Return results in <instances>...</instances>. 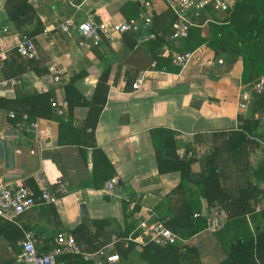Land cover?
I'll use <instances>...</instances> for the list:
<instances>
[{
    "label": "crops",
    "instance_id": "1",
    "mask_svg": "<svg viewBox=\"0 0 264 264\" xmlns=\"http://www.w3.org/2000/svg\"><path fill=\"white\" fill-rule=\"evenodd\" d=\"M25 1L40 24V30L30 36L39 57L33 59L34 67L30 69L26 60L15 51L18 37L33 29L35 19L21 25L14 24L8 16L13 13L14 1L0 0V28L6 27L5 32H0V79L16 78L15 85L0 87V104L24 93L49 92L51 99L64 104L62 114H65L64 86L69 80L85 104L72 109L69 126L59 128L54 119L36 117L34 133L16 129L14 119L7 117L12 108L0 107V140L12 141L13 152L11 168H5L0 158V184L20 178L28 186L27 181H30L37 188L38 180L42 179L51 188L58 181L67 189V194L55 202L38 203L19 214L17 225L10 223L18 229L17 233L6 228L7 221L0 218V261L11 258L13 264H26L18 260L21 229L32 233L36 250L43 252L50 248L56 233H70L83 224L89 235L88 241H80L78 245L83 251L91 252L95 250H90L91 247L99 245L100 241L108 243L112 235L118 236L116 232L124 226L123 215L130 213L133 206L136 210L128 215V219L134 226L142 218H167L168 212H175L183 198L180 190L173 192L179 182V171L159 173L153 150V144H158L168 131L174 132L175 154L180 156L183 153V144L191 148L195 161L190 170L197 174L206 167V156L215 142L224 136L223 133L237 129L246 120L248 138L258 142L248 153V169L239 172L226 160L219 166V181L231 192L247 181L264 190V181L251 174L264 157V104L255 109L252 104L254 92L250 89L253 82L263 76L242 82L241 58L237 53L216 54L203 43L192 49L193 57L185 65L179 66L172 61L173 55L192 51L182 50L180 39L167 38L160 48L149 47L146 42L152 38L149 37V28L153 27L152 14L156 16L154 20L158 17L160 24H154L157 32L164 30V24L171 18L162 0ZM220 1L225 7L233 3V0ZM131 2L136 3L138 11L135 28L114 34L90 48L77 45L78 32L74 24L86 19L127 22L132 19L125 17L127 11L133 9ZM213 3L212 0L208 2L209 7L212 4L210 13L198 15L201 7L188 10L190 20L199 30L197 38L209 35L208 21L223 18L225 7L216 8ZM163 13H166L162 15L163 19L159 18ZM143 16L148 20L140 21ZM200 17L202 20L197 22ZM67 18L72 20V25L65 34L60 31V25ZM127 40L130 46H126ZM153 55L169 58L171 63L166 65L167 69L154 67ZM48 63L60 71L59 83L47 74ZM176 66L179 67L177 71L173 70ZM105 71V102L90 133L86 123L87 102L99 76ZM139 76L142 78L140 87L132 90L131 83ZM242 93L251 97L245 108L238 107ZM190 155L189 150L186 156ZM110 179L115 180V185L106 190L103 185ZM186 186L195 188L188 183ZM165 196L169 201H163ZM80 203L85 205L84 214L79 213ZM260 204L262 202L256 206ZM213 206L201 200V211ZM218 208L222 212L218 228H204L179 236L181 244L193 246L198 252L197 261L193 259L189 264H217L225 257L231 240L252 236L254 229L264 223L263 218L257 217L255 222L258 225L255 224L254 228L248 214L226 219L220 205ZM100 220L107 223L102 233L93 238L92 221ZM145 244H131L123 257L118 256L115 264H149L152 258L144 252ZM119 245V242L114 244L115 252ZM82 264H93V261H83Z\"/></svg>",
    "mask_w": 264,
    "mask_h": 264
},
{
    "label": "trees",
    "instance_id": "2",
    "mask_svg": "<svg viewBox=\"0 0 264 264\" xmlns=\"http://www.w3.org/2000/svg\"><path fill=\"white\" fill-rule=\"evenodd\" d=\"M13 13L9 14V18L14 24H23L33 19L34 12L27 5L25 0H13ZM133 9L125 14L126 19H137L138 11L135 2H131ZM205 4L198 10L200 13H210L212 4ZM211 8V9H210ZM171 15L167 24H164L165 29L162 31L154 30V24L159 26L155 14H152L151 21L153 20V27L149 28L153 37L146 43L149 47L160 48L161 45L167 42L168 35L171 32L172 23L175 20V15L170 8L167 7L166 12ZM223 18L221 20L208 21L209 35L197 38L198 28L191 25L188 28L187 35L183 38H178L183 44L182 50H192L198 45L205 44L211 48L216 54L224 52L237 53L241 58V81L251 82L258 76H263V91L260 93L252 94V104L256 108H262L264 104V0H233L230 7H225L223 10ZM22 14V15H21ZM159 18L163 19L160 14ZM33 29L27 33L30 37L40 30V24L36 18ZM202 18L196 21L200 22ZM126 46H130L129 41H125ZM27 62V67L31 69L34 67L35 58H24ZM155 60L154 67H163L167 69L166 65L171 63L169 58H162L159 56H152ZM179 67H173V70H178ZM36 71V70H35ZM107 72L105 71L99 76V79L94 87L93 93L87 102V127L90 128L92 133L99 111L105 102L106 94V80ZM72 80L64 86V100H65V114L55 115L50 106L51 93H37L29 92L17 95L14 100L6 101L0 104L2 108H12L15 113V119H18L20 114L25 113L29 120L36 117L50 118L57 121L59 128L61 126H69L72 116V109L78 105H84L83 98L74 92L71 85ZM254 109V108H253ZM248 123L244 120L243 124L239 125L237 129L230 130L223 133V137L215 142L211 152L206 156V167L197 174L191 173L190 165L195 161L192 155V150L187 144H183V153L179 156L175 154L177 142L173 139L174 132L168 131L167 134L162 135L158 144H153L154 157L156 161L157 171L162 173L167 170L179 171V182L175 186L173 192L180 190L183 193V198L180 206L175 212H168L167 218L159 216L152 220L160 221L165 227L175 232L178 236L183 237L185 234L190 235L205 228V219L201 214V200L206 205L218 204L223 209L226 219H232L239 216L249 215V219L255 228V219L257 217L264 219V207L254 210L257 203L264 204V190L257 188L256 184L247 181L245 184L238 186L233 192L228 191L222 187L219 181L220 164L226 160L239 172H246L248 169L247 156L250 151H253L258 145V142L252 138H248L247 132L249 130ZM84 130V127L82 128ZM191 155L187 157L188 151ZM98 151V150H97ZM253 177L258 180L264 181V157L260 160L255 169L252 170ZM30 186L34 191L36 187ZM194 185L186 186V184ZM163 201H169V197L165 196ZM160 204V203H159ZM127 203H123L126 208ZM157 207V206H156ZM155 207V208H156ZM136 210L133 206L130 213L123 215L124 226L123 229L116 232L118 236H125L130 232L134 225L132 220L128 219L130 214ZM194 212H199V216L193 217ZM129 215V216H128ZM5 227L10 228L14 233L18 229L12 224L5 222ZM106 221H92L94 225L93 238H97L98 233H102ZM258 225V224H257ZM85 232V233H83ZM85 235H83V234ZM75 242L86 243L88 241V232H86L83 224L70 230ZM135 234V232H134ZM6 236V235H5ZM107 238H109L107 236ZM105 241H100L99 245L92 246L90 250L105 244ZM130 243L126 249L119 245L116 252L119 257H123L128 252ZM143 250L148 253L152 258L149 264H180L184 261L189 264L193 259L197 261L198 252L193 246H186L176 241L173 244L165 246H158L147 243L144 245ZM11 258L0 261V264H13ZM55 260L63 261L66 264H82V260L70 253H60L55 257ZM217 264H264V223L259 224L258 228L254 229V234L245 239L235 238L227 245L225 257Z\"/></svg>",
    "mask_w": 264,
    "mask_h": 264
},
{
    "label": "built area",
    "instance_id": "3",
    "mask_svg": "<svg viewBox=\"0 0 264 264\" xmlns=\"http://www.w3.org/2000/svg\"><path fill=\"white\" fill-rule=\"evenodd\" d=\"M165 5L172 10L175 20L171 26V32L168 39L183 38L187 35L188 28L193 25L189 18L188 10L192 7L200 8L207 4L210 0H162ZM213 6L223 9L225 4L220 0H212ZM148 20L141 17L140 21ZM138 20H128L127 22H94L91 19L74 24V28L78 32L77 45L83 48H90L98 45L105 38H112L114 34H120L127 30L135 28ZM72 20L67 18L60 25V31L65 34L69 33V26ZM6 27H1L0 32H5ZM149 37H153L149 34ZM15 51L24 58L39 57L37 48L33 39L25 34H21L15 44ZM193 57L192 51H182L173 55L174 64L183 66ZM1 69V65H0ZM47 74L55 83L61 81L60 71L51 63L47 64ZM141 76L135 78L131 83V89L137 90L141 84ZM263 79L259 77L250 89L254 93L263 91ZM16 78L0 79V87H11L15 85ZM241 102L238 103L239 108H245L251 99L246 93L240 94ZM55 115L63 113L64 104L57 102L55 99L49 101ZM7 117L15 119V113L12 110L7 112ZM14 127L28 133L36 131L35 119L29 120L25 113L20 114L14 121ZM115 185V180H107L103 188L111 190ZM67 194V189L62 182H56L51 188L50 184L42 179L38 180L36 191L28 186L20 178L15 179L12 183L0 184V218L4 221L17 225L16 218L25 210H29L38 203H53L57 199ZM264 207L260 204L254 208L257 211ZM205 219V228L214 230L220 226L219 215L222 214L221 209L215 204L212 208L206 207L201 213ZM199 212H194L193 217L199 216ZM135 232V234H134ZM176 241H182L179 236L165 227L160 221H154L151 218H142L137 221L133 230L125 236L112 235L110 241L105 245L88 252L83 251L75 242L73 236L69 232H58L52 240L50 248L46 251H37L35 248V240L32 233L28 230L21 229V238L18 242L20 251L18 260L26 264H66L63 261H56L55 257L63 252L78 256L82 261H93V264H115L118 261V254L114 250V244L119 242L123 248L128 247L130 243L145 244L150 243L158 246L173 244Z\"/></svg>",
    "mask_w": 264,
    "mask_h": 264
},
{
    "label": "water",
    "instance_id": "4",
    "mask_svg": "<svg viewBox=\"0 0 264 264\" xmlns=\"http://www.w3.org/2000/svg\"><path fill=\"white\" fill-rule=\"evenodd\" d=\"M0 158L3 159V164L5 168H11L13 166V152H12V141L10 140H0ZM119 184V182H116ZM79 213H85L84 203L78 205Z\"/></svg>",
    "mask_w": 264,
    "mask_h": 264
}]
</instances>
